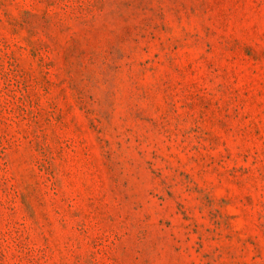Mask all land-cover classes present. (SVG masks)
<instances>
[{
	"label": "rangeland",
	"instance_id": "rangeland-1",
	"mask_svg": "<svg viewBox=\"0 0 264 264\" xmlns=\"http://www.w3.org/2000/svg\"><path fill=\"white\" fill-rule=\"evenodd\" d=\"M0 264H264V0H0Z\"/></svg>",
	"mask_w": 264,
	"mask_h": 264
}]
</instances>
